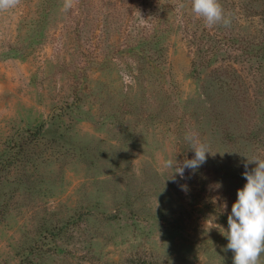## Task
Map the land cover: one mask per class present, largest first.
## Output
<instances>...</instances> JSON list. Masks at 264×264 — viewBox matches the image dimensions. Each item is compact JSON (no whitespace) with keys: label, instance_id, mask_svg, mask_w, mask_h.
Masks as SVG:
<instances>
[{"label":"rangeland","instance_id":"374dc122","mask_svg":"<svg viewBox=\"0 0 264 264\" xmlns=\"http://www.w3.org/2000/svg\"><path fill=\"white\" fill-rule=\"evenodd\" d=\"M219 3L230 27L190 0L0 11V264H233L219 227L264 157V0ZM187 133L206 162L171 178Z\"/></svg>","mask_w":264,"mask_h":264},{"label":"clouds","instance_id":"9594fccd","mask_svg":"<svg viewBox=\"0 0 264 264\" xmlns=\"http://www.w3.org/2000/svg\"><path fill=\"white\" fill-rule=\"evenodd\" d=\"M19 3L20 0H0V11L16 8ZM190 3L192 13L202 18L207 27L231 26V13H225L219 0H190ZM65 7H71V0H65ZM178 7L183 9L185 4L181 2ZM185 139L195 153L194 158L183 162L165 160L163 167L172 169L171 178L178 175L183 179L186 169L195 172L206 162L207 146L198 140L195 133H187ZM245 158L246 171L242 175L247 182L237 190V199L227 217V230L219 228L228 241L225 250L233 253V264H261V256L264 255V157L252 155ZM248 164L255 167L248 171ZM180 187L187 191V185Z\"/></svg>","mask_w":264,"mask_h":264},{"label":"trees","instance_id":"16d2710c","mask_svg":"<svg viewBox=\"0 0 264 264\" xmlns=\"http://www.w3.org/2000/svg\"><path fill=\"white\" fill-rule=\"evenodd\" d=\"M221 132L226 140V142L230 143L231 139L229 137L228 128L225 125L220 126Z\"/></svg>","mask_w":264,"mask_h":264}]
</instances>
